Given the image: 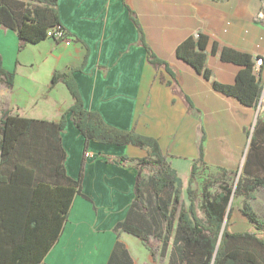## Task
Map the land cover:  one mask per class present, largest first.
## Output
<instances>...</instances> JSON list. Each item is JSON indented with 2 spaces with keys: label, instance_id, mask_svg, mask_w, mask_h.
<instances>
[{
  "label": "crops",
  "instance_id": "0c3cea01",
  "mask_svg": "<svg viewBox=\"0 0 264 264\" xmlns=\"http://www.w3.org/2000/svg\"><path fill=\"white\" fill-rule=\"evenodd\" d=\"M260 11L258 0H58L60 26L73 37L68 46L45 40L36 44L37 51H18L16 33L0 27L2 68L15 73L12 89L2 85L0 115L7 110L25 119L57 123L72 100L64 85L51 84L52 74L80 68L73 78L85 110L97 112L116 129L156 140L181 188L186 189L190 167L198 158L200 129L205 135L201 176L226 173L244 181L263 179L252 158L245 165L256 107H244L212 88V82L233 86L242 69L221 61V48L252 59L264 56ZM141 34L173 77L164 68L148 65ZM199 35L208 39L205 68L211 71L209 80L175 54L179 44ZM213 45L215 55H211ZM37 57L43 65L40 74L35 73ZM183 96L189 98L193 111L187 109ZM78 133L67 116L61 133L63 167L73 180L78 178L84 146ZM146 155V149L131 145L89 144L81 182L85 198H73L59 239L40 264H106L117 242L127 250L132 264H156L157 253L163 259L160 249L152 255L139 239L114 232L132 203L136 176L133 163L121 166L116 160ZM254 197L249 201L252 207L260 203L264 209V189H257ZM234 218L248 225L238 212ZM236 231L247 230L231 232Z\"/></svg>",
  "mask_w": 264,
  "mask_h": 264
},
{
  "label": "trees",
  "instance_id": "16d2710c",
  "mask_svg": "<svg viewBox=\"0 0 264 264\" xmlns=\"http://www.w3.org/2000/svg\"><path fill=\"white\" fill-rule=\"evenodd\" d=\"M57 7L58 0H0V27L16 33L18 49H25L49 40V30L62 28ZM130 16L136 25L134 16ZM143 41L141 34L140 44L146 50L148 65L155 70L164 68L170 74L167 65L157 59ZM207 43L204 36L189 38L179 44L175 54L197 75L209 80L211 71L205 68ZM218 51L221 61L242 69L235 75L233 86L212 82L214 91L235 98L244 107H256L261 86L254 76V58L227 48ZM216 53L213 45L211 55ZM80 70L52 74L51 84L64 85L72 100L57 123L25 119L7 110L0 115V264H40L57 242L73 198L76 195L85 198L81 182L90 143L131 145L147 151L141 159L130 160L123 156L116 160L121 166L127 161L133 163L136 176L132 203L114 232L139 239L152 255L159 247L162 258L168 254L167 264H264V219L249 202L255 199L257 189H264V178L244 181L240 176L233 184V174L204 176L198 195L194 186L204 166L205 136L200 129L198 158L190 167L185 189L186 205L180 181L156 140L133 130L116 129L107 125L97 112L85 110L73 78ZM14 83L15 73L3 70L0 60V84L12 89ZM183 100L187 109L193 111L189 98L183 96ZM67 116L84 140L76 180L67 177L63 167L65 153L61 133L65 130ZM263 137L264 123L258 119L250 137L245 165L252 158L264 173ZM145 172L149 173L148 177ZM216 185L217 191L210 194L209 190ZM198 196L201 197L199 202ZM237 196L243 198L240 213L251 230L231 232V212L224 220L230 199ZM106 264H132V261L124 246L117 242Z\"/></svg>",
  "mask_w": 264,
  "mask_h": 264
},
{
  "label": "rangeland",
  "instance_id": "374dc122",
  "mask_svg": "<svg viewBox=\"0 0 264 264\" xmlns=\"http://www.w3.org/2000/svg\"><path fill=\"white\" fill-rule=\"evenodd\" d=\"M17 48H18V46H17ZM29 48H31V49H29ZM35 48H37L36 45H28L25 49L37 51V49H35ZM25 49H22V50H19L18 49V51H23V50L25 51ZM36 62L38 64V68L35 69V73H39L40 74L41 73L40 70L42 69L43 65L41 64V60L38 57L36 58ZM40 76L43 77V74H41ZM35 79L42 80L39 77H35ZM19 80H20V85H22L21 78ZM1 91H2V85L0 84V92ZM3 108H4V105H3V102H2V98H0V111ZM33 109L34 108H32L30 111H32ZM148 176H149V173L148 172H145V177H148ZM204 178H205L204 176L199 175L198 182L194 186V189L198 192V195H200L201 186H202V183L204 181ZM236 182H237V177L236 176H233V179H232V182L231 183L235 184ZM217 189H218L217 185L214 186L213 188H211L209 190L210 194H214L217 191ZM182 191H183V198H182V200L187 205L188 202H187V199H186L187 196L185 194V188H182ZM260 198H262V196ZM200 199H201V197L198 196L197 201L199 202ZM242 199H243L242 197H239L238 198V196L237 197H232L230 199V203H229L228 209L230 210L229 212H231V217L229 218V223L231 224V226H230V230L231 231H235V230H240V231H243V230H251V228L248 225H244L243 223H241L239 221L234 222V220H233V219H235L234 218L235 212H238L239 214H241L240 213V208H241V205H242V203H241L242 202L241 201ZM253 207H254V211L259 215V217L262 218V219H264V209L261 208L260 203L253 204ZM201 214L202 213L199 214L200 217L202 216ZM225 221H226V219H225ZM158 249H159V247H157L156 251H158ZM156 257L158 259L157 260L158 262L156 264H165V260H167L166 258L160 259L158 253H157Z\"/></svg>",
  "mask_w": 264,
  "mask_h": 264
},
{
  "label": "built area",
  "instance_id": "2783aa9c",
  "mask_svg": "<svg viewBox=\"0 0 264 264\" xmlns=\"http://www.w3.org/2000/svg\"><path fill=\"white\" fill-rule=\"evenodd\" d=\"M260 3V15L264 17V0H258ZM47 37L49 40L55 41V43H62L65 46L70 45L71 39L73 37L69 35L64 29L62 28H54L47 32ZM253 64H257L258 66V75L254 74L257 78L258 82L261 86L260 96L258 99V105L256 106V121L259 119L264 123V56H255L253 59ZM87 158V154H86Z\"/></svg>",
  "mask_w": 264,
  "mask_h": 264
},
{
  "label": "bare ground",
  "instance_id": "6f19581e",
  "mask_svg": "<svg viewBox=\"0 0 264 264\" xmlns=\"http://www.w3.org/2000/svg\"><path fill=\"white\" fill-rule=\"evenodd\" d=\"M254 70H255V73L258 75V66H257V64H254Z\"/></svg>",
  "mask_w": 264,
  "mask_h": 264
},
{
  "label": "water",
  "instance_id": "95a60500",
  "mask_svg": "<svg viewBox=\"0 0 264 264\" xmlns=\"http://www.w3.org/2000/svg\"><path fill=\"white\" fill-rule=\"evenodd\" d=\"M228 213H229V209L227 208V213H226V215H225V219H226ZM225 219H224V220H225ZM224 229H225V225H223V230H224ZM223 230H222V231H223Z\"/></svg>",
  "mask_w": 264,
  "mask_h": 264
}]
</instances>
